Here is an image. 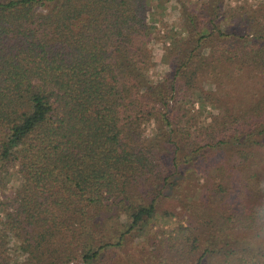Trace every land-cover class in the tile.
Returning <instances> with one entry per match:
<instances>
[{"label":"trees","instance_id":"16d2710c","mask_svg":"<svg viewBox=\"0 0 264 264\" xmlns=\"http://www.w3.org/2000/svg\"><path fill=\"white\" fill-rule=\"evenodd\" d=\"M183 13L153 82L151 0H0V254L15 239L40 264L102 261L173 187L217 221L180 231L176 264H264V0Z\"/></svg>","mask_w":264,"mask_h":264},{"label":"rangeland","instance_id":"374dc122","mask_svg":"<svg viewBox=\"0 0 264 264\" xmlns=\"http://www.w3.org/2000/svg\"><path fill=\"white\" fill-rule=\"evenodd\" d=\"M223 1L225 8L250 5L256 2V0ZM160 2H163V8L160 6ZM200 3L201 0H151L156 28L154 40L151 43L152 57L148 60L145 71L153 82L159 81L170 69L171 61L177 53L178 47L188 39V32L184 28V9L196 10ZM183 101L181 98H177L175 103L179 113L185 112L188 115L201 113L203 122L209 121L206 118L216 112L209 103L190 100L183 104L185 102ZM144 127L146 138L155 134L157 127L155 124L145 123ZM197 136L199 138L204 136V131L199 129ZM18 183L19 176L14 175L3 190V195L12 196ZM172 191L173 187H170V190L167 191L170 196L160 199V202L157 203L155 216L142 229L132 230L124 237L120 246L111 247L104 254L102 261L98 260L93 264H176V259L171 256L169 250L171 243L179 236L181 230L188 227L193 229L202 227L204 230H210L217 226V221L214 219H210L209 223L205 222L204 226H201L200 218L195 220L193 216L194 208L190 207L188 210L182 206L180 199ZM193 202L196 210L201 209L200 200ZM10 241L8 249L0 254L1 264H40L34 259L31 260L29 253L21 250L15 239H10ZM194 260L195 257L191 258L189 262ZM70 264L84 263L77 258Z\"/></svg>","mask_w":264,"mask_h":264}]
</instances>
